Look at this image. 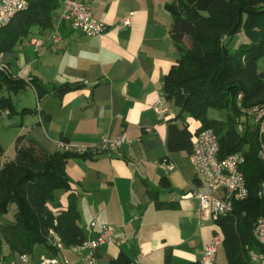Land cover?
<instances>
[{
  "label": "crops",
  "instance_id": "0c3cea01",
  "mask_svg": "<svg viewBox=\"0 0 264 264\" xmlns=\"http://www.w3.org/2000/svg\"><path fill=\"white\" fill-rule=\"evenodd\" d=\"M87 1L111 26L107 34L87 36L58 14L53 31L32 34L38 45L31 39L23 50L5 55L15 75L23 71L25 79L37 78L47 90L40 119L32 114L38 122L27 135L49 152L61 140L91 146L122 131L131 139L116 149L71 158L72 188L59 191L54 209L68 206L75 195L87 239L96 236L93 221L115 228L116 241L97 249L99 264H112L122 250L134 264H167V255L170 264L201 262L206 244L221 229L198 214L196 197L185 196L201 181L188 152L168 150L169 122L177 110L169 105L160 115L154 108L164 99V77L179 57L170 34L172 16L164 8L173 0ZM132 12L131 23L123 25ZM74 83L79 87L61 93ZM163 177L169 187L161 184ZM68 250L79 264L85 251ZM46 251L41 255H55ZM4 254L0 264L7 260ZM41 255L30 258L39 261ZM9 257L7 264H22L19 253ZM208 264L221 263L217 256Z\"/></svg>",
  "mask_w": 264,
  "mask_h": 264
},
{
  "label": "trees",
  "instance_id": "16d2710c",
  "mask_svg": "<svg viewBox=\"0 0 264 264\" xmlns=\"http://www.w3.org/2000/svg\"><path fill=\"white\" fill-rule=\"evenodd\" d=\"M27 1L28 7L0 29V56L17 52L20 44L34 38V32L53 31L64 0ZM164 8L172 16L170 34L179 52L163 84L166 103L177 110L169 122L168 150L190 154L197 135L212 128L219 138L220 157L239 151L245 154L242 170L249 195L235 202L231 214L215 223L224 236L228 263L252 264L250 252L264 250L252 233L255 219L264 215V200L257 193L264 181V159L259 155L260 128L249 114L252 108L264 106V71L259 69V62H264V0H173ZM236 34L247 40L232 49ZM31 85L41 102L47 90L39 79L15 75L9 62L5 70L0 69V90L21 92ZM78 87L79 83L65 84L61 93ZM2 108L14 110L9 98L2 99ZM211 110L222 111L225 117H212ZM188 117L199 122L196 130L190 128ZM239 124H243L242 130ZM16 150V157L6 160L0 170V220L11 204L17 206L13 220L0 222V252L32 255L37 245L52 249L47 237L53 227L66 248L76 250L87 238L79 223L75 195L64 208L55 210L49 204L57 206V192L72 188L67 173L70 159L91 154L49 152L27 134L18 135ZM161 184L170 186L167 177ZM166 262L170 264L169 255ZM111 263L134 261L122 250Z\"/></svg>",
  "mask_w": 264,
  "mask_h": 264
},
{
  "label": "built area",
  "instance_id": "2783aa9c",
  "mask_svg": "<svg viewBox=\"0 0 264 264\" xmlns=\"http://www.w3.org/2000/svg\"><path fill=\"white\" fill-rule=\"evenodd\" d=\"M28 7L27 0H0V29L9 23L12 17L20 10ZM131 15L123 19V25L131 23ZM61 20L68 22L74 30L80 31L87 36H101L107 34L111 26L97 18L87 0H64L59 11ZM118 27V26H116ZM38 45L40 41L34 39ZM1 58V56H0ZM6 65L0 63V69L5 70ZM242 94L239 95L241 97ZM156 112L165 115L169 111V105L165 99H160L154 106ZM40 109V102H38ZM254 125L259 126L261 149L260 156L264 159V106H256L249 111ZM240 130L243 124H239ZM126 131H122L115 137L105 136L98 143L87 146L71 144L61 140L57 149L61 151H73L79 154H94L109 149H116L125 143H130ZM220 143L216 132L212 129L202 130L196 137L190 158L201 186H194L193 190L185 196L196 197L199 200L198 214L202 218L208 215L215 222L221 217L231 214L234 204L244 200L249 195L246 178L242 167L245 163V154L241 151L232 153L226 157H220ZM258 197L264 200V181L258 189ZM57 225V220H55ZM92 229H96L94 238L86 239L78 248L85 251L79 264H99L97 249L103 244L115 242V228L112 225L97 221L91 223ZM252 233L255 240L264 248V215L258 216L253 224ZM48 242L55 251V255L47 257L42 255L39 261H33L29 254H21L22 264H76L66 252V245L56 228H51L48 233ZM224 236L222 231L214 233L212 239L206 244L202 257V264L216 263L219 247L222 245ZM251 261L264 264V250L250 252ZM10 264H16L12 261Z\"/></svg>",
  "mask_w": 264,
  "mask_h": 264
},
{
  "label": "rangeland",
  "instance_id": "374dc122",
  "mask_svg": "<svg viewBox=\"0 0 264 264\" xmlns=\"http://www.w3.org/2000/svg\"><path fill=\"white\" fill-rule=\"evenodd\" d=\"M58 13H59V10H58ZM246 40L247 38L245 36L241 34H236L232 42V45H231L232 49H236L241 43L245 42ZM32 42H33V39H32ZM26 44H27L26 42L20 44L19 50H23ZM12 62L15 63V61H12ZM0 63L4 65H8V62L4 56H1ZM259 69L264 71L263 61L259 62ZM13 71L15 73L18 72L16 68L13 69ZM19 77H23V71H20ZM4 98L10 99V103L13 105L14 110L11 112L8 108L0 109V145L4 149V153L2 155L0 154V170L6 160L14 159L16 157V154H17L16 139L18 135L19 134H29V132L30 133L32 132L31 126L35 125V123L38 122V118L40 119V114L38 112L41 109V105H40V109H38L37 95H36L35 90H33L31 87H28L21 92H15L8 88H3V90H0V108L2 107V99ZM26 108L31 109V110L26 111L25 110ZM34 113L37 114L38 118L32 115ZM210 115L212 117H217V118L225 117V113H223L222 111H216V110H211ZM188 121L190 123V128L192 130H196L200 125L199 122L193 117H188ZM59 193L60 192H57V194ZM49 206L51 208H55L53 202H51ZM16 211H17L16 204L15 203L11 204L10 211L4 216H2L1 220L2 221L13 220L15 217ZM1 220L0 222H2ZM80 223L84 226V228H86V225H84L83 221H80ZM46 250L47 248H45L44 245H37L34 250L35 258H39L41 253L45 252ZM256 251H259V249H256ZM66 252L70 256L71 253L67 248H66ZM4 253L7 256V260L5 262V264H7L10 261V257H9L10 255H8L7 252L5 251ZM2 256H3V253L0 252V257ZM217 256H218L219 263L229 264L227 251L224 246V243L219 247ZM252 264H259V262L252 261Z\"/></svg>",
  "mask_w": 264,
  "mask_h": 264
}]
</instances>
